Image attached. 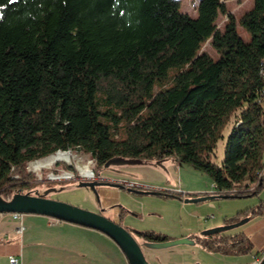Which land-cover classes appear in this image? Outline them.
<instances>
[{
  "label": "trees",
  "instance_id": "16d2710c",
  "mask_svg": "<svg viewBox=\"0 0 264 264\" xmlns=\"http://www.w3.org/2000/svg\"><path fill=\"white\" fill-rule=\"evenodd\" d=\"M263 88L264 0L237 19L223 0H198L195 15L180 0H0V195L36 185L28 162L70 149L88 153L95 170L116 156H172L207 173L216 196L258 193ZM133 232L170 239L153 229ZM237 235L213 241L225 253L246 241Z\"/></svg>",
  "mask_w": 264,
  "mask_h": 264
},
{
  "label": "rangeland",
  "instance_id": "374dc122",
  "mask_svg": "<svg viewBox=\"0 0 264 264\" xmlns=\"http://www.w3.org/2000/svg\"><path fill=\"white\" fill-rule=\"evenodd\" d=\"M229 12L237 19L247 9L253 0H223ZM198 0H180V8L190 15H195ZM226 16L219 14L217 24L222 26ZM239 34L248 39L249 33L239 23L236 24ZM202 48L206 49L213 57L218 53L205 41ZM232 115L223 130V136L218 139L215 148V161L223 156L225 138L235 120ZM54 152L49 157H41L37 161L28 162L27 168L36 174L31 192L50 190L48 197L68 202L81 208L100 212L106 217L119 222L115 212L121 211L122 216L129 211L139 215L140 208L145 207L146 212L156 211L160 214L171 215L173 221L184 226V233L189 231V236L199 237L203 241L182 243L169 246L171 248L184 247V264H215L219 262H238L249 264L252 252L256 251L250 244V232H259L264 225V185L258 193L246 196L221 197L214 193L213 181L202 170L188 163L178 162L174 157L165 158H133L116 156L105 164L94 169L95 161L88 153L78 149ZM72 164L75 169L69 170L63 165L55 164L56 161ZM34 163L44 166L34 168ZM88 169L94 172L93 177L84 176ZM70 174V176L66 174ZM110 182L114 183L111 184ZM3 196V195H2ZM4 197H10L4 196ZM263 206L260 213H251L260 201ZM130 206V207H129ZM243 211V212H242ZM237 212H239L237 214ZM248 220L246 218L248 217ZM169 219L165 218L164 221ZM240 222V223H239ZM125 226L139 241L133 232L134 227ZM220 228L217 232L202 235L203 231ZM221 234H241L247 237L239 246H227V252L218 250L219 242L213 241L215 236ZM185 236V235H184ZM240 236H235L237 240ZM192 239V238H191ZM209 241L211 248L205 245ZM223 245V244H222ZM168 247V248H169ZM239 247L243 251H239ZM142 246L143 252L147 250ZM236 249V251L234 250ZM255 249V250H254ZM254 250V251H253ZM257 253V252H256ZM255 253V254H256ZM145 255V252H144Z\"/></svg>",
  "mask_w": 264,
  "mask_h": 264
},
{
  "label": "crops",
  "instance_id": "0c3cea01",
  "mask_svg": "<svg viewBox=\"0 0 264 264\" xmlns=\"http://www.w3.org/2000/svg\"><path fill=\"white\" fill-rule=\"evenodd\" d=\"M140 210L144 215L141 212L133 215L129 211L123 216L119 211L115 214L119 222L134 229H153L170 239L185 235L196 242L195 237L189 236V231L184 233V226L173 221L171 215L146 212L145 207ZM165 218L169 220L164 221ZM249 218L252 217L246 219ZM20 221L24 225L22 231L17 230L18 220L9 213L0 215V264H10L11 255L19 258V264H129L116 241L98 229L34 212L22 213ZM248 236L251 247L256 249L248 259L251 262L255 255L262 257L264 254V225L259 232H250ZM139 241L149 240L139 238ZM142 246L147 248L145 256L151 263L184 264V247ZM237 261L231 264H243L239 259Z\"/></svg>",
  "mask_w": 264,
  "mask_h": 264
},
{
  "label": "water",
  "instance_id": "95a60500",
  "mask_svg": "<svg viewBox=\"0 0 264 264\" xmlns=\"http://www.w3.org/2000/svg\"><path fill=\"white\" fill-rule=\"evenodd\" d=\"M58 151L66 150H56L55 152ZM110 183L114 184L112 182ZM53 189L55 188H47L43 192L38 190H34L33 192H30L31 190L15 192L10 197L0 195V212L41 213L60 220L98 229L116 241L124 251L129 264H152L144 255L142 249L143 244L152 248H161L180 243L192 244L194 242V239L188 236L166 240H149L143 241L142 243L138 242L136 237L125 226L106 217L102 213L48 197V192ZM219 230L220 228H213L203 233L208 234ZM259 264H264V254Z\"/></svg>",
  "mask_w": 264,
  "mask_h": 264
},
{
  "label": "built area",
  "instance_id": "2783aa9c",
  "mask_svg": "<svg viewBox=\"0 0 264 264\" xmlns=\"http://www.w3.org/2000/svg\"><path fill=\"white\" fill-rule=\"evenodd\" d=\"M260 97L262 99H264V88L260 92ZM93 176H94V172L92 171V175L88 176V177H93ZM230 192H232V190ZM6 213H9L14 219L18 220L17 230L18 231H22L24 229V225L20 221V216H21L22 212H17V211H14V212H0V215L6 214ZM260 259H261V257H258L257 255H255L253 260L249 264H259ZM19 262L20 261H19V258L17 256L11 255L9 257V263L10 264H19Z\"/></svg>",
  "mask_w": 264,
  "mask_h": 264
},
{
  "label": "bare ground",
  "instance_id": "6f19581e",
  "mask_svg": "<svg viewBox=\"0 0 264 264\" xmlns=\"http://www.w3.org/2000/svg\"><path fill=\"white\" fill-rule=\"evenodd\" d=\"M58 152H61V151H58ZM57 152V153H58ZM63 154L62 155H67V153H64V152H62ZM50 156V155H49ZM49 156H47V157H49ZM47 157H45V158H47ZM37 161V160H36ZM35 162V161H34ZM262 164H263V168H264V150L262 151ZM34 168H37V167H42V166H44V165H42V164H37V163H34L33 165H32ZM66 175H68V176H70V174H66ZM92 175V171H90V170H88V169H86L85 171H84V176H91Z\"/></svg>",
  "mask_w": 264,
  "mask_h": 264
},
{
  "label": "flooded vegetation",
  "instance_id": "af4514ba",
  "mask_svg": "<svg viewBox=\"0 0 264 264\" xmlns=\"http://www.w3.org/2000/svg\"><path fill=\"white\" fill-rule=\"evenodd\" d=\"M33 188V187H32ZM32 188H30V189H27L26 191H29V190H32ZM31 192V191H30Z\"/></svg>",
  "mask_w": 264,
  "mask_h": 264
}]
</instances>
